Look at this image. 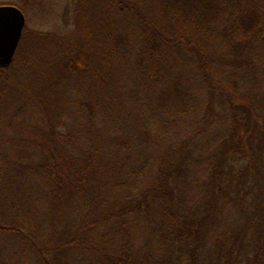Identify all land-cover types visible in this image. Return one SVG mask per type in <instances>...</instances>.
<instances>
[{"label": "trees", "instance_id": "obj_1", "mask_svg": "<svg viewBox=\"0 0 264 264\" xmlns=\"http://www.w3.org/2000/svg\"><path fill=\"white\" fill-rule=\"evenodd\" d=\"M71 2L55 29L24 27L11 65L0 67V250L12 249L8 262L264 264V134L251 107L234 99L249 44L264 45V0ZM19 57L33 86L18 91L27 97L6 138V72ZM190 85L224 108L217 151L193 186L205 188V210L181 205L201 164L202 146L174 129L172 116L184 122L196 107L185 100ZM248 151L246 171L227 163ZM254 186L252 207H242ZM228 204L245 212L238 229L221 221ZM151 208L153 257L134 241Z\"/></svg>", "mask_w": 264, "mask_h": 264}, {"label": "rangeland", "instance_id": "obj_2", "mask_svg": "<svg viewBox=\"0 0 264 264\" xmlns=\"http://www.w3.org/2000/svg\"><path fill=\"white\" fill-rule=\"evenodd\" d=\"M71 1L72 0H0V4H14L16 6H19V8L23 10V13L25 15V28L29 32L31 30L50 31L55 29L57 25L62 23L63 13L66 11V9H70V7L72 6ZM41 45L42 46L40 48L43 47V44ZM261 47L264 50L263 44H249L248 48L251 49L248 53L253 55L249 56L250 58L248 60L252 61H246V67L244 69H240L239 72H235V74L238 75L236 76L238 81V89L236 90L234 99L237 103H243L247 107H251L252 116L255 118L258 117L259 121L262 123L261 132H263L264 134V51L260 54L263 58H257L259 56L257 49ZM31 48L32 47L29 46V50ZM19 61L20 57L18 59L19 64L8 68L6 72L5 83H7V90H9L6 99L8 104H6V111L4 117L2 118L3 128L1 130L2 135L6 136V138L9 137V135L11 136L12 128L10 129L8 125L13 118L14 109H16L27 97L24 96L25 94H27L26 92L18 91L25 89L30 90L31 85L33 86L32 80L30 78L31 71H29V68L28 70H25V68L21 66V61ZM187 92L188 94L185 100L189 104L194 103L196 107L193 109L194 111L192 110V113H190L188 117H186V120L184 122H177V120L180 119L179 114L173 112L172 116L175 118L174 122L176 123L174 129L184 132V137H192L193 142L195 144L199 142L202 146V149H199L197 147V149L199 150L195 153V157L198 158V161H200L201 164L191 169V177L194 176L193 180L197 178V184H195L192 178L188 180V185L185 186L184 192L182 194L183 201H181V205L184 207L194 208L195 206L199 207L200 209H204L206 197L202 196V192L200 190L202 189L203 191H205V188L202 186V188L197 192L196 189L198 188V186H200L202 181H205V173L208 169V167H206L207 157L209 156V154H215V152L217 151L218 144L216 145V133L221 130L218 125L223 120L221 115L224 114V108H221L216 102L210 100L211 98H209L208 96L205 97V95H197L196 91L191 85L189 88H187ZM137 95H139L138 97L140 98L143 95V91H139ZM16 98H20L21 100H15ZM210 101H212L213 103ZM136 115H138L137 107L135 109V122L137 121ZM138 127L133 125L130 130L136 132L138 130ZM195 130H197L200 135L195 134ZM212 141L213 144L211 143ZM259 142L260 143L258 144L261 145L260 152L264 158V136L260 137ZM162 144L163 142H161V145ZM207 146H209V150H207ZM139 148H141V146ZM155 152L156 151H153L152 153L155 154ZM249 155V151L246 154L240 152L230 154L228 155L230 156V158L228 159L227 163L233 162L232 166L234 167V169L246 171V158ZM250 179H252V177L249 175L243 180H246V182H250L252 186L254 179ZM194 185L197 188L193 187ZM257 190H259L257 186H254V188L250 187L251 192L249 191L247 195L249 203L248 205H245L244 203L241 204L242 207H252L253 199L258 196L254 193L257 192ZM5 193L9 197L10 192H7L6 190ZM258 198L261 199L260 196ZM153 213H155V211L153 210V208H151L149 210V214L142 217L140 221V229L138 230V232H135L134 235V241L136 242L137 249L140 251V254L149 252L152 257L153 253L157 252L159 246L157 238L153 237L155 236L153 235ZM244 219L245 212L239 209L237 205L234 204L226 205L221 216V221H223L222 223L225 226H231L237 229L244 224ZM219 233L220 232H218L217 234ZM208 237L210 240L208 239L207 243L213 250V248H215V246L212 244L213 237L211 238L210 235ZM206 251L204 250L202 251V253H205ZM7 254L9 256H12L13 251L11 248L5 246L2 250H0V264H35L32 259L24 256L20 258L17 257L15 261L9 263Z\"/></svg>", "mask_w": 264, "mask_h": 264}, {"label": "water", "instance_id": "obj_3", "mask_svg": "<svg viewBox=\"0 0 264 264\" xmlns=\"http://www.w3.org/2000/svg\"><path fill=\"white\" fill-rule=\"evenodd\" d=\"M23 11L14 4H0V67L11 65L25 27ZM264 39V34H263Z\"/></svg>", "mask_w": 264, "mask_h": 264}]
</instances>
